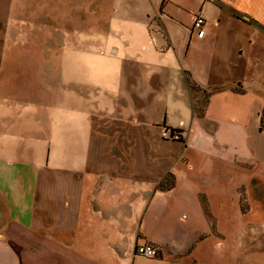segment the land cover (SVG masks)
Masks as SVG:
<instances>
[{
	"label": "crops",
	"instance_id": "0c3cea01",
	"mask_svg": "<svg viewBox=\"0 0 264 264\" xmlns=\"http://www.w3.org/2000/svg\"><path fill=\"white\" fill-rule=\"evenodd\" d=\"M40 1L5 15L0 264H264V0Z\"/></svg>",
	"mask_w": 264,
	"mask_h": 264
},
{
	"label": "rangeland",
	"instance_id": "374dc122",
	"mask_svg": "<svg viewBox=\"0 0 264 264\" xmlns=\"http://www.w3.org/2000/svg\"><path fill=\"white\" fill-rule=\"evenodd\" d=\"M41 4L42 3L40 0H32V4L30 5V7H26L28 5L26 0H0V77H1V66L3 65V49L5 47L4 46V39H5L6 31H7V25H8V22L14 18V17L5 16L6 13H8L7 12L8 7L14 13H23V15L25 12L27 14H29V11L36 13L39 11V9H42V7H44V9H42V12H45V11H47L48 6H50L51 7L50 10H52L51 12H53V13H54V10H56L58 8V6L56 5V1H53V4H50V5H49V3H48V5L44 4L43 6ZM66 11H69V10L66 9ZM46 13L49 14L48 12H46ZM54 16H57V14H54ZM43 17L46 21L47 17H45V15H43ZM14 19H18V18H14ZM65 25H67V24H65ZM18 26H21V24H19ZM18 26H15V27L18 28ZM66 50L67 49H61V52L65 53ZM60 65H61V63H60ZM62 67L63 66L61 65V67L57 70L58 78L60 81H62V73H63ZM260 152H261V155L263 157V162H264V149L260 150ZM257 168H258V171H260V173L264 174V163L261 164L260 166H258ZM250 170H252V169L248 170V168H246L244 173L241 171L237 172V170L233 164H230V165L222 168V172H223V174H225L226 181L228 183L227 193H226L227 205H226V210L224 211L226 226H227L226 231H227V228L229 226H230L229 228L234 227L231 225V223H233L234 221H236L237 223H240L241 225H243L244 222L246 221V218L241 216L239 204L235 200L236 194L234 193V185H235V183H239V181H241V180H244L243 181L244 183H247L248 181L252 180L254 172H251ZM211 173H212V176L214 177L216 174V170L211 171ZM253 182L255 184L258 183L260 189L264 190V187H262L260 185V183L264 184V177L261 178L260 180H258V179L254 180ZM229 228H228V231H229Z\"/></svg>",
	"mask_w": 264,
	"mask_h": 264
},
{
	"label": "built area",
	"instance_id": "2783aa9c",
	"mask_svg": "<svg viewBox=\"0 0 264 264\" xmlns=\"http://www.w3.org/2000/svg\"><path fill=\"white\" fill-rule=\"evenodd\" d=\"M205 24V20L197 17L195 28L201 29ZM162 136L166 141H182V136L179 130L164 128ZM136 253L138 256L147 257L148 259L158 258L161 253L157 247L151 244L137 246Z\"/></svg>",
	"mask_w": 264,
	"mask_h": 264
},
{
	"label": "trees",
	"instance_id": "16d2710c",
	"mask_svg": "<svg viewBox=\"0 0 264 264\" xmlns=\"http://www.w3.org/2000/svg\"><path fill=\"white\" fill-rule=\"evenodd\" d=\"M188 81H189V84H190L189 88L191 89V91H193V92L199 91L197 85L194 83V81L190 77H188ZM163 187H165V186H163ZM168 187L170 188V186H168ZM168 187H165V188H168ZM242 209H243L244 212L247 211L245 205H243V202H242Z\"/></svg>",
	"mask_w": 264,
	"mask_h": 264
}]
</instances>
